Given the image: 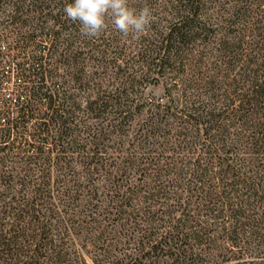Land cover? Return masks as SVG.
<instances>
[{"label":"trees","instance_id":"1","mask_svg":"<svg viewBox=\"0 0 264 264\" xmlns=\"http://www.w3.org/2000/svg\"><path fill=\"white\" fill-rule=\"evenodd\" d=\"M71 2L0 0V264L264 259V0L94 39Z\"/></svg>","mask_w":264,"mask_h":264},{"label":"clouds","instance_id":"2","mask_svg":"<svg viewBox=\"0 0 264 264\" xmlns=\"http://www.w3.org/2000/svg\"><path fill=\"white\" fill-rule=\"evenodd\" d=\"M63 13L67 20L78 23L81 36L89 39L99 38L109 27L123 38L143 34L153 15L146 5L139 10L130 7L129 0H72ZM231 264H264V259H233Z\"/></svg>","mask_w":264,"mask_h":264},{"label":"rangeland","instance_id":"3","mask_svg":"<svg viewBox=\"0 0 264 264\" xmlns=\"http://www.w3.org/2000/svg\"><path fill=\"white\" fill-rule=\"evenodd\" d=\"M7 45H8L7 43H4L2 40H0V56L1 57L2 56L5 57L7 55L9 58L15 56L16 52L11 50V49H9L7 47ZM6 69H7V67L5 66L4 70H2L1 72L5 74L6 73L5 72ZM13 81L17 82L16 76L13 77ZM146 93H147V95H149L151 97H155V98L160 97L162 95V87L159 84L151 86V87L148 88Z\"/></svg>","mask_w":264,"mask_h":264}]
</instances>
